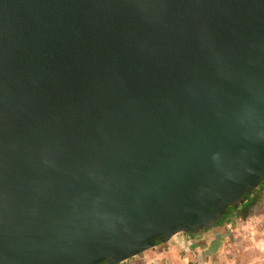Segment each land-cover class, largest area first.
I'll return each mask as SVG.
<instances>
[{
    "label": "water",
    "instance_id": "obj_1",
    "mask_svg": "<svg viewBox=\"0 0 264 264\" xmlns=\"http://www.w3.org/2000/svg\"><path fill=\"white\" fill-rule=\"evenodd\" d=\"M264 181V0H0V264H119Z\"/></svg>",
    "mask_w": 264,
    "mask_h": 264
},
{
    "label": "rangeland",
    "instance_id": "obj_2",
    "mask_svg": "<svg viewBox=\"0 0 264 264\" xmlns=\"http://www.w3.org/2000/svg\"><path fill=\"white\" fill-rule=\"evenodd\" d=\"M258 193L262 198L251 218L231 217L215 230L202 232L195 238L180 235L179 238L187 243L183 248L187 257H200L201 264H206L202 259L206 257V246L211 243L210 239L214 238L213 241L217 242L222 234H229L233 240L224 242L225 246H219L216 254L220 258L218 264H264V189ZM234 230H237V234L232 235ZM214 232L217 233L215 237ZM194 243L197 244L194 246Z\"/></svg>",
    "mask_w": 264,
    "mask_h": 264
},
{
    "label": "crops",
    "instance_id": "obj_3",
    "mask_svg": "<svg viewBox=\"0 0 264 264\" xmlns=\"http://www.w3.org/2000/svg\"><path fill=\"white\" fill-rule=\"evenodd\" d=\"M251 217H247L246 220ZM247 224H244V226ZM218 226L209 229V230H215ZM243 227V226H241ZM206 230V231H209ZM237 230H234L232 235H235ZM205 232V231H203ZM202 233V232H200ZM195 235H190V236H185V238L189 237H196L199 236V234ZM214 237L217 235V233H213ZM180 235L175 236L172 240L168 241L165 244H158L155 245L154 248L149 249L137 257H135V261L138 264H201L200 257H187L186 251L183 249L184 248V243L181 238H179ZM182 236V235H181ZM212 236V237H213ZM211 243L207 244L206 246V257H203V261L206 264H218L220 258L217 257V253L219 251V246H225L223 245L224 242H228L230 240H233L231 238V235L229 234H222V237H220L217 242H214V238L210 239ZM197 243H194V246ZM183 245V246H182Z\"/></svg>",
    "mask_w": 264,
    "mask_h": 264
},
{
    "label": "trees",
    "instance_id": "obj_4",
    "mask_svg": "<svg viewBox=\"0 0 264 264\" xmlns=\"http://www.w3.org/2000/svg\"><path fill=\"white\" fill-rule=\"evenodd\" d=\"M259 189H256V190H254L253 191V193L254 192H257V200H256V205L260 202V199L262 198V197H260V196H258V195H260V193H258V192H260L261 190H263L264 189V181H261L260 182V185H259V187H258ZM235 213H237L236 211H235V209H233V208H229V216L228 217H226L225 218V220L223 221V222H221L219 225H217V226H220V225H222L226 220L228 221V219H230L231 217H237V218H247V217H251L252 215H254L255 213H254V210L253 211H250L249 213H247L246 214V216H241V215H239V213H237V214H235ZM165 243H167V242H157L156 243V245H158V244H165Z\"/></svg>",
    "mask_w": 264,
    "mask_h": 264
},
{
    "label": "flooded vegetation",
    "instance_id": "obj_5",
    "mask_svg": "<svg viewBox=\"0 0 264 264\" xmlns=\"http://www.w3.org/2000/svg\"><path fill=\"white\" fill-rule=\"evenodd\" d=\"M257 189H259V188H257ZM256 200H257V192H254V193L252 192V194L250 196H248L246 203H244L239 208L235 209V211L237 213H239V215H241V216H246L247 213L254 210V208L256 206ZM237 213H235V214H237Z\"/></svg>",
    "mask_w": 264,
    "mask_h": 264
},
{
    "label": "built area",
    "instance_id": "obj_6",
    "mask_svg": "<svg viewBox=\"0 0 264 264\" xmlns=\"http://www.w3.org/2000/svg\"><path fill=\"white\" fill-rule=\"evenodd\" d=\"M119 264H138L134 258H131V259H128V260H125Z\"/></svg>",
    "mask_w": 264,
    "mask_h": 264
}]
</instances>
